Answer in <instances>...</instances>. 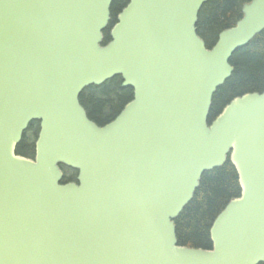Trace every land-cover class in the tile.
I'll use <instances>...</instances> for the list:
<instances>
[{"label": "water", "instance_id": "obj_1", "mask_svg": "<svg viewBox=\"0 0 264 264\" xmlns=\"http://www.w3.org/2000/svg\"><path fill=\"white\" fill-rule=\"evenodd\" d=\"M0 0V264H264V91L210 123L233 55L264 31V0L209 48V0ZM121 76L134 97L101 126L82 92ZM35 156L18 153L30 125ZM230 159L242 188L210 249L176 220ZM62 165L78 172L64 180Z\"/></svg>", "mask_w": 264, "mask_h": 264}, {"label": "trees", "instance_id": "obj_2", "mask_svg": "<svg viewBox=\"0 0 264 264\" xmlns=\"http://www.w3.org/2000/svg\"><path fill=\"white\" fill-rule=\"evenodd\" d=\"M250 1L252 0H209L203 6L197 27L199 35L209 48L217 42L223 30L235 26L243 17L242 7ZM128 2L129 0H118L113 3V17L105 31L106 42L110 40L111 28L117 22L119 5L125 6ZM231 63L234 72L214 95L210 123L234 98L250 92L264 91V31L248 46L239 49L233 55ZM133 97L134 89L123 87L122 77L117 76L101 86L86 88L80 99L89 117L103 126L114 120ZM38 131V127L32 124L28 132L37 136ZM35 151V142L29 141L26 133L18 146V153L31 157L35 155ZM62 169L66 181L75 180V170L66 166H62ZM241 192L239 174L230 159L222 167L205 172L194 198L176 220L179 244L212 248L211 227L214 220Z\"/></svg>", "mask_w": 264, "mask_h": 264}, {"label": "rangeland", "instance_id": "obj_3", "mask_svg": "<svg viewBox=\"0 0 264 264\" xmlns=\"http://www.w3.org/2000/svg\"><path fill=\"white\" fill-rule=\"evenodd\" d=\"M27 138H28L29 141H34L35 140L34 134L32 132H29L27 134Z\"/></svg>", "mask_w": 264, "mask_h": 264}, {"label": "flooded vegetation", "instance_id": "obj_4", "mask_svg": "<svg viewBox=\"0 0 264 264\" xmlns=\"http://www.w3.org/2000/svg\"><path fill=\"white\" fill-rule=\"evenodd\" d=\"M123 7H124V5L120 4V5H119V9H118L117 12L120 13V12L123 10ZM262 264H263V263H262Z\"/></svg>", "mask_w": 264, "mask_h": 264}]
</instances>
